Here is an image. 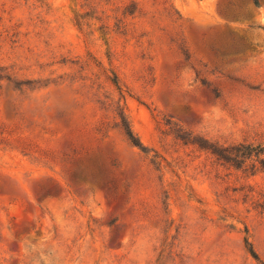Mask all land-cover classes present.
Here are the masks:
<instances>
[{"label": "rangeland", "instance_id": "obj_1", "mask_svg": "<svg viewBox=\"0 0 264 264\" xmlns=\"http://www.w3.org/2000/svg\"><path fill=\"white\" fill-rule=\"evenodd\" d=\"M0 264H264V0H0Z\"/></svg>", "mask_w": 264, "mask_h": 264}, {"label": "trees", "instance_id": "obj_2", "mask_svg": "<svg viewBox=\"0 0 264 264\" xmlns=\"http://www.w3.org/2000/svg\"><path fill=\"white\" fill-rule=\"evenodd\" d=\"M126 134L134 145H136V146L140 145L139 142H136V140L134 139V136L132 135V133L129 129L126 130Z\"/></svg>", "mask_w": 264, "mask_h": 264}]
</instances>
